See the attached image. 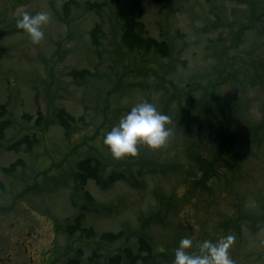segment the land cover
<instances>
[{"label":"rangeland","instance_id":"obj_1","mask_svg":"<svg viewBox=\"0 0 264 264\" xmlns=\"http://www.w3.org/2000/svg\"><path fill=\"white\" fill-rule=\"evenodd\" d=\"M41 10L33 44L16 21ZM130 17L166 51L128 46ZM142 100L172 134L114 159L103 136ZM0 103V208L53 222L55 248L91 227L97 264H173L182 237L232 235L264 264V0H0Z\"/></svg>","mask_w":264,"mask_h":264},{"label":"clouds","instance_id":"obj_2","mask_svg":"<svg viewBox=\"0 0 264 264\" xmlns=\"http://www.w3.org/2000/svg\"><path fill=\"white\" fill-rule=\"evenodd\" d=\"M50 19V13L46 10L35 13L24 11L16 25L28 35L33 44H38L44 39L43 26ZM169 119L152 102L139 101L106 131L102 143L114 159L136 156L141 145L153 150L159 149L167 144L172 134L168 126ZM233 239L232 235H226L214 242L204 240L199 252H196L191 250L192 239L182 237L174 249L173 264H235L229 253Z\"/></svg>","mask_w":264,"mask_h":264},{"label":"flooded vegetation","instance_id":"obj_3","mask_svg":"<svg viewBox=\"0 0 264 264\" xmlns=\"http://www.w3.org/2000/svg\"><path fill=\"white\" fill-rule=\"evenodd\" d=\"M18 201L17 197L18 207L0 208V264H81L83 257L97 264V240L93 243L92 239L88 242L77 237L56 249L54 223L39 227L43 221L31 208L21 210ZM92 244L93 253L83 254Z\"/></svg>","mask_w":264,"mask_h":264},{"label":"trees","instance_id":"obj_4","mask_svg":"<svg viewBox=\"0 0 264 264\" xmlns=\"http://www.w3.org/2000/svg\"><path fill=\"white\" fill-rule=\"evenodd\" d=\"M127 21L128 22L125 25L126 28H125L123 40L125 41V43L128 46L133 45L134 47H141V48L145 47L146 49H150L152 47H155L157 49L159 47L161 51H163V52L166 51V45L165 44L164 45L163 44H157L156 42L151 41L150 37L144 38L140 33L136 32L134 30V25H135L134 24L135 23L134 18H129ZM97 30H99L98 27H97L96 31ZM95 32H94V35H95ZM95 42L97 43L96 38H95ZM218 101L219 100L216 98V104L217 105H218ZM1 108H3V105H0V113H1ZM218 108H219V106H218ZM214 120H216L219 124H222L224 129H227V128H230L231 130L233 129L226 124L224 114H223L222 122L218 121L217 119H214ZM224 139H228V136L222 138V140H224Z\"/></svg>","mask_w":264,"mask_h":264}]
</instances>
